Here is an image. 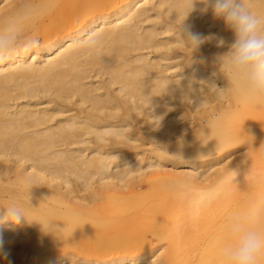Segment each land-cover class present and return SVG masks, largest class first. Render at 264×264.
Listing matches in <instances>:
<instances>
[{"label": "bare ground", "instance_id": "1", "mask_svg": "<svg viewBox=\"0 0 264 264\" xmlns=\"http://www.w3.org/2000/svg\"><path fill=\"white\" fill-rule=\"evenodd\" d=\"M184 18L181 0H0V30L39 42L0 60V264H176L181 248L186 264H222L226 219L264 193V101L221 70L235 34L211 5ZM135 123L154 136L146 159L120 146ZM164 173L187 192L161 202L158 185L155 203H132L143 176ZM12 201L30 221L4 219Z\"/></svg>", "mask_w": 264, "mask_h": 264}, {"label": "clouds", "instance_id": "2", "mask_svg": "<svg viewBox=\"0 0 264 264\" xmlns=\"http://www.w3.org/2000/svg\"><path fill=\"white\" fill-rule=\"evenodd\" d=\"M200 2L211 5L214 15L223 18L234 31L235 40L229 51L218 57L220 68L228 77L231 87L248 103L264 101V13L256 11V8L264 5V0ZM194 3L195 0H181L185 18L193 10ZM179 38L191 51L204 42L201 34L187 29L182 34L179 31ZM38 43L34 37L22 41L18 28L0 30V60L21 48L30 50ZM216 90L218 93L224 92ZM4 209V219L14 224L30 221L28 211L21 202L12 201ZM226 235L231 243L220 249L222 264H261L264 259V193L259 194L244 212L228 218ZM4 244L3 233H0V255L7 257Z\"/></svg>", "mask_w": 264, "mask_h": 264}, {"label": "rangeland", "instance_id": "3", "mask_svg": "<svg viewBox=\"0 0 264 264\" xmlns=\"http://www.w3.org/2000/svg\"><path fill=\"white\" fill-rule=\"evenodd\" d=\"M181 104H182V102L180 104L178 103V107L176 109L182 108L184 103H183V105H181ZM180 105L182 107H180ZM185 108L187 109L188 107L184 105V109ZM186 112H189V108ZM192 115H191V118H193L196 115V113L193 112ZM242 115L243 114L240 113L238 116H242ZM142 124L138 123V125L137 124L134 125L136 127L133 126L131 129V130L134 129V131H130V133L131 132L133 133V135H132L133 138L136 135L135 138L133 139L136 141L130 142V140H129V142L127 141L128 142L127 144L125 142H123L122 144H120V146H122V145L124 147L126 146V148H128L127 149L128 151L132 152L134 150L133 151L134 153H139L140 157L146 159L149 156L154 154V151H152L151 149H153L152 147L155 145V142L153 143V138L151 139V137H154V136L149 137L150 135H153V134H148V132H147L148 128L146 130V127L144 126V124L143 125ZM149 139H151V141ZM152 144H154V145H152ZM108 145L112 146L110 143ZM243 147L244 146H240L239 148H243ZM239 148L232 152L235 155H229L226 160H231V159L236 158L237 157L236 152H238ZM125 153H127V152H125ZM184 160H188V159H184ZM196 160L199 161L201 159H196ZM263 161H264V158H263ZM218 162H220V161H218ZM165 163L168 164L169 169H172V167H175V166H176V168H178L177 170H180V171L190 169L188 164H182V165L175 164V166H174V164L172 162L167 161ZM208 168H209V166L205 164L200 168V170L205 171V170H208ZM224 174H226V172H224L222 175H224ZM176 176L177 175H171V173L170 174L164 173L161 176L160 175H154V174H146V176H143L139 180L142 187L137 189L138 194L136 193L134 196L130 197L132 203L133 204H142V203L147 204L150 202L155 203L156 200H155V198H153L152 192H153L154 187H156L158 185L163 186V187H161V189H162L161 192H162L163 196L159 199V201L163 202V201H170L173 199L178 200L181 196H183L187 192L188 188L184 187V185H182V184H179V185L175 184L176 183L175 182ZM217 182H218V179L217 180L215 179L213 184H217ZM260 189H264V184H263V186H260ZM219 215H224L227 218V215H228L227 210L225 208L221 207L219 210V213H218V216ZM167 218H168L167 215H165L162 218H160V220L165 221V220H167ZM227 220L228 219H226V221ZM189 240L193 243V246H196L199 242L198 236L195 238L191 237ZM154 241H157V239H154ZM158 244L159 245L157 246V249H155L154 252L159 258H161L162 260H165L169 254V251H168L169 242L166 239H163V241L161 243H158ZM186 251H187L186 249L181 248L180 250H178L174 254V260H175L176 264H186L187 263L188 254Z\"/></svg>", "mask_w": 264, "mask_h": 264}]
</instances>
